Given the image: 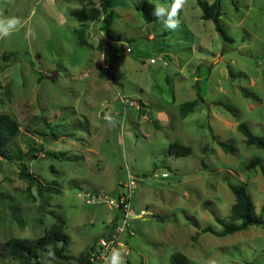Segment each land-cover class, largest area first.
I'll list each match as a JSON object with an SVG mask.
<instances>
[{
    "label": "rangeland",
    "instance_id": "374dc122",
    "mask_svg": "<svg viewBox=\"0 0 264 264\" xmlns=\"http://www.w3.org/2000/svg\"><path fill=\"white\" fill-rule=\"evenodd\" d=\"M139 1L112 0L110 40L102 15L80 23L70 13L97 0H0V19L23 23L0 39V112L18 121L15 146L27 151L35 142L36 157L25 161L30 172L58 189L42 197L28 191L18 165L0 158V244L42 235L56 213L68 253L91 244L94 251L121 220L108 198L126 191L131 174L133 234L123 232L125 247L116 248L123 264H170L174 252L189 264H264V224L224 236L203 230L220 231L215 217L228 219V183L245 185L256 212L264 209L261 166L243 165L257 157L264 168V150L247 146L237 129L244 122L264 135V0H220L230 43L202 19L198 0H187L175 31L146 22ZM104 56H115L111 77L99 75ZM195 98L194 110L180 116L179 105ZM173 141L191 153L169 154ZM99 193L103 201L86 202ZM110 256L93 262L111 264ZM0 264L20 263L5 256Z\"/></svg>",
    "mask_w": 264,
    "mask_h": 264
},
{
    "label": "trees",
    "instance_id": "16d2710c",
    "mask_svg": "<svg viewBox=\"0 0 264 264\" xmlns=\"http://www.w3.org/2000/svg\"><path fill=\"white\" fill-rule=\"evenodd\" d=\"M171 4L172 0H168ZM97 5L90 2L88 6H81L72 9L71 15L80 23H87L98 20L102 15V30L105 36L112 40L109 30L113 20L112 0H97ZM198 6L201 9L202 19L211 20L214 23L215 29L221 34L224 41L230 43L233 39L223 29L220 15V0L207 2L198 0ZM136 8L141 12L142 17L146 22H152L156 18L152 15L153 4L147 0H141L136 4ZM182 11V10H181ZM181 14V12H180ZM179 14V16H180ZM77 36L81 43H85L82 29H77ZM115 56H104L103 65L99 75H109V71L114 63ZM199 103V98L190 101H185L179 105V114L184 117L189 112H192L195 106ZM238 131L243 135L244 142L247 146L254 145L259 149L264 150V135L254 133L246 123L240 122L237 125ZM20 132L18 121L13 115L7 112H0V158L10 163L18 165L19 175L27 182L28 191L35 189L36 194L42 197L45 193H53L58 189L53 186L42 183L26 165L27 159L36 157L35 142L31 140L27 151H22L18 146L14 145V140ZM220 146L227 152H232V147L227 142H220ZM43 152V149L40 148ZM169 154L175 156H186L191 153V148L179 142L173 141L169 143ZM244 168L249 169L257 165L261 166V174L264 178V168L261 165L259 158L254 157L243 162ZM231 192L234 195V203L230 208L228 219L216 216L215 220L222 226L220 231L214 230L211 226H206L203 230L211 232L216 236H224L233 232L246 230L252 225L264 224V209L260 213L255 210V204L247 192L243 184L228 183ZM70 237L65 232V222L63 218L54 213V222L49 226L44 233L35 238L27 237H11L0 244V258L10 257L17 260L20 264H52L55 261L68 262L75 260L76 264H94L90 260V251L93 250V244L89 245L85 250L81 251L77 256H72L68 253ZM49 250L54 252V256H48ZM170 264H189L188 257L181 252H174L169 257Z\"/></svg>",
    "mask_w": 264,
    "mask_h": 264
},
{
    "label": "built area",
    "instance_id": "2783aa9c",
    "mask_svg": "<svg viewBox=\"0 0 264 264\" xmlns=\"http://www.w3.org/2000/svg\"><path fill=\"white\" fill-rule=\"evenodd\" d=\"M124 49L129 52L130 47L125 46ZM150 61H154V59H150ZM136 186V179L131 174H128L126 181H124V187L126 191L118 195L116 199L108 198V202L111 205L118 207L122 210L123 215L119 224H115L111 227L108 234L100 237L97 241L98 248H95L94 251H90V260L94 261L100 259V261H104L107 256L116 250L117 246L120 248H124L125 244L120 240L121 234L123 232H127V234L132 235L133 230L129 228L127 219L134 216L133 210L130 208V196L132 189ZM87 199L86 202H93L94 198L97 201H103L105 199L102 198V194L99 193L97 195L86 194ZM141 215H144L145 212L143 210L140 211Z\"/></svg>",
    "mask_w": 264,
    "mask_h": 264
},
{
    "label": "clouds",
    "instance_id": "9594fccd",
    "mask_svg": "<svg viewBox=\"0 0 264 264\" xmlns=\"http://www.w3.org/2000/svg\"><path fill=\"white\" fill-rule=\"evenodd\" d=\"M187 0H172L171 4L166 5L153 0L152 15L157 21L161 22L165 30L175 31L180 26L179 14L186 5ZM23 23L18 17H7L0 19V39L10 37L14 32L20 30ZM112 122L111 117L108 118ZM48 256H54V252L49 250ZM111 264H123L121 254L117 250H113L110 256ZM108 264V261H106Z\"/></svg>",
    "mask_w": 264,
    "mask_h": 264
}]
</instances>
